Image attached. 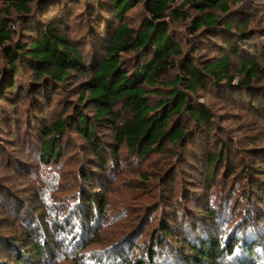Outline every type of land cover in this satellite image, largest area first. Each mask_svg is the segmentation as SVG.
I'll return each mask as SVG.
<instances>
[{
    "label": "rangeland",
    "instance_id": "374dc122",
    "mask_svg": "<svg viewBox=\"0 0 264 264\" xmlns=\"http://www.w3.org/2000/svg\"><path fill=\"white\" fill-rule=\"evenodd\" d=\"M227 5L232 15L228 18L221 13L217 15L227 18L232 28L240 29L245 22L248 28L264 29V0H230ZM5 7L0 1V10ZM11 17L17 20L14 11ZM125 23L139 29V7L128 13ZM188 25L189 21L182 19L172 22L176 41L182 46L178 58L202 70L220 58L221 51L216 45L221 44L206 40L193 43ZM77 35L68 33V39L73 42L78 38L76 47L84 57L86 69L71 72L65 84L48 93L45 104V114L51 122L66 121L64 131L50 137L59 140L56 161L47 165L39 159L38 131L26 124L27 110L35 111L31 106L36 105L37 97L26 99L23 92L17 98L11 96L6 102L0 101V117L21 119L9 126L0 118V264H122V258L115 257L119 251L134 264L141 246L150 244L153 232L165 223L162 217L180 230L176 237L170 236L169 244H182V234H187L175 225L180 217L177 212L186 222H193L198 217L194 211L197 209L223 210L218 226L213 229L215 235L219 234L217 241L225 246L228 233L231 235L235 230L241 215L238 211L244 204L249 205L243 195L258 204L254 190L264 193V114L259 107L250 109L240 96L223 95L215 87L206 86L188 99L195 109L207 111L209 123L196 126L186 115L180 118L185 132L191 134L188 143L178 146L179 150L166 144L162 152L153 149L138 161L137 154L129 153L126 145L115 146L112 127L106 125L96 130L102 143L99 154L104 161L99 164L76 130L77 109L88 117L94 115L89 101L80 103L79 99L83 82L92 75L93 60L87 59L90 43ZM196 48L198 51L193 53ZM231 59V76L238 80L241 60L234 56ZM255 59L264 68V55L258 54ZM24 72L26 79L32 77L28 69ZM175 74L178 72L168 73L163 81H172ZM258 82L264 85V77ZM170 90L167 87L157 95L168 96ZM180 91L184 90L180 87ZM161 101L155 96L150 99L152 105ZM116 112L121 123L129 119V114L121 109ZM112 149L118 152L115 158L110 153ZM205 150L222 152L224 157L210 171L205 167ZM231 170L236 171L234 175ZM83 175L88 180L82 181ZM190 192L198 194L195 204L189 205L192 209L182 201V196ZM86 195L92 200L89 208ZM257 204L258 208L264 206ZM88 220L90 224H86ZM245 228L242 225L235 230L237 239L231 242L233 254L230 258L222 257V264H264V249H257L251 257L239 253ZM252 228L249 226L247 230ZM249 234L250 238L264 235V227ZM132 244L136 249L129 252ZM233 257L236 262L230 263Z\"/></svg>",
    "mask_w": 264,
    "mask_h": 264
},
{
    "label": "trees",
    "instance_id": "16d2710c",
    "mask_svg": "<svg viewBox=\"0 0 264 264\" xmlns=\"http://www.w3.org/2000/svg\"><path fill=\"white\" fill-rule=\"evenodd\" d=\"M0 1L6 6L0 10V101L6 102L23 92L26 99L37 97L36 105L31 102V108L40 115H34L35 111L28 109L26 124L35 126L38 131V157L47 165L59 157V140L50 137L60 135L66 126L65 120L51 122L45 114L48 93L65 84L71 72L86 69L84 57L76 47L78 38L71 42L68 33L78 34L77 37L81 34L80 38L90 43L87 59L93 60V71L83 82L79 99L80 103L89 101L94 115L88 117L77 109L76 130L89 145L93 160L99 164L104 161L99 154L102 143L96 130L106 125L112 127L115 146L126 145L129 153L137 154L138 161L145 159L153 149L162 152L167 145L179 150L178 146L188 143L187 137L191 134L185 132L180 118L186 115L196 126L197 123H209L207 111L195 109L188 99L190 94L206 86L215 87L223 95L240 96L250 109L259 107L264 114V85L258 82L264 77V68L255 59L258 54L264 55V44H261L264 29L248 28L245 22L240 29L232 28V23L226 21L232 15L227 5L230 0ZM135 7L140 10V24L136 30L125 23L128 13ZM12 11L16 14L15 21L11 17ZM217 13L227 15V18L219 17ZM180 19L189 21L187 30L193 43L206 40L221 44L216 45L221 51L217 61L200 70L186 59L179 60L182 46L176 41L172 22ZM197 51L198 48L193 53ZM231 56L241 60L238 80L231 76ZM26 69L32 73L28 79L24 76ZM174 71L178 72L175 78L164 82L167 74ZM167 87L171 89L168 96L157 95ZM180 87L184 91H180ZM152 96L162 101L152 105ZM118 108L129 114L127 121L121 123L116 112ZM0 118L9 126L21 121L16 117ZM110 153L115 158L118 152L112 149ZM203 154L206 171L213 170L224 160L222 152L205 150ZM235 172L231 170V174ZM82 177V181L88 180L86 176ZM255 194L258 204L264 205V193L254 190ZM196 195L190 192L182 196L183 204L186 202L187 208H191L189 205L195 204ZM86 197L89 208L92 200L90 195ZM178 197L180 199L181 195ZM243 198L249 205L244 204L238 211L241 215L238 214L234 228L246 227L239 253L251 257L257 249H264V235L256 234L250 238L249 234L264 227V206L256 207L253 198L248 199L245 194ZM252 205L255 207L250 209ZM194 211L198 217L193 222H186L177 212L180 217L175 225L187 234H182V244H169L172 243L170 236L176 237L180 230L162 217L165 223L153 232L150 244L141 246L134 264H222V257L230 258L233 254L231 242L237 239L235 230L231 235L228 233L225 246H221L217 241L219 234L215 235L213 229L218 226V217L222 218L223 210ZM249 226L253 227L250 231L247 230ZM135 249V244L129 246V252ZM115 257L122 258V264H131L128 258H123V251ZM230 261L234 263L236 258ZM247 261L255 262H244Z\"/></svg>",
    "mask_w": 264,
    "mask_h": 264
}]
</instances>
